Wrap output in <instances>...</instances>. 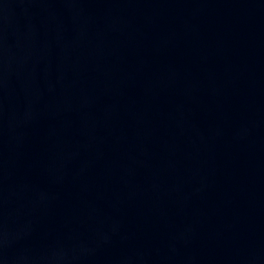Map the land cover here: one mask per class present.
<instances>
[{
	"label": "water",
	"instance_id": "1",
	"mask_svg": "<svg viewBox=\"0 0 264 264\" xmlns=\"http://www.w3.org/2000/svg\"><path fill=\"white\" fill-rule=\"evenodd\" d=\"M0 264H264V0H0Z\"/></svg>",
	"mask_w": 264,
	"mask_h": 264
}]
</instances>
